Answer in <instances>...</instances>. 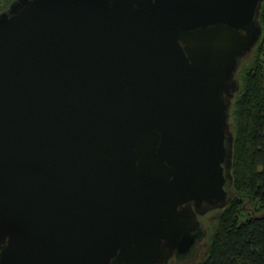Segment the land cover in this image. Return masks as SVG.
Masks as SVG:
<instances>
[{"label": "water", "instance_id": "1", "mask_svg": "<svg viewBox=\"0 0 264 264\" xmlns=\"http://www.w3.org/2000/svg\"><path fill=\"white\" fill-rule=\"evenodd\" d=\"M264 0H15L0 13V264H168L229 202L234 75Z\"/></svg>", "mask_w": 264, "mask_h": 264}, {"label": "trees", "instance_id": "2", "mask_svg": "<svg viewBox=\"0 0 264 264\" xmlns=\"http://www.w3.org/2000/svg\"><path fill=\"white\" fill-rule=\"evenodd\" d=\"M14 1L0 0V13ZM258 21L262 34L242 60L229 112L231 201L217 211L206 250L194 264H264V2Z\"/></svg>", "mask_w": 264, "mask_h": 264}, {"label": "rangeland", "instance_id": "3", "mask_svg": "<svg viewBox=\"0 0 264 264\" xmlns=\"http://www.w3.org/2000/svg\"><path fill=\"white\" fill-rule=\"evenodd\" d=\"M231 176H232V174H231ZM232 184H233V180L231 182V185L226 187V191H227L228 194H229V190L232 188ZM228 198H229V202H230L231 201V197L229 195H228ZM212 211H215V212H212ZM217 211L218 210H211L209 212H206V214H204V216H199L200 220L203 219L201 227H202V229L204 231V236H203L202 241L198 244L197 249L195 248L193 253L189 256L190 259H191V262H190L191 264L197 263L198 260L202 257L203 252L206 250V245H208V239H209V235H210V231H211L210 228H211V226L214 224V222L216 221V219L219 216V212H217ZM198 249H201V251L199 250L200 253L198 254V257L195 258Z\"/></svg>", "mask_w": 264, "mask_h": 264}, {"label": "flooded vegetation", "instance_id": "4", "mask_svg": "<svg viewBox=\"0 0 264 264\" xmlns=\"http://www.w3.org/2000/svg\"><path fill=\"white\" fill-rule=\"evenodd\" d=\"M252 49H253V48H252ZM251 51H252V50H251ZM251 51H250L248 54H250ZM246 56H247V54H246V55L240 60V62H239V64H238V67H237V69H236V73H235V75H234V80L237 82L238 86H237V90H236V92H235L234 95H233V99L235 98V96H236V94H237V92H238V90H239V85H240V84H239V79L236 78V76H237V72L239 71V68H240V66H241L242 60H243ZM233 99H232V100H233ZM232 100H231V101H232ZM212 212H215V211H212ZM199 218H200V217L198 216V221H199L200 231H201L202 239H203L204 231H203V229H202V227H201L202 224H201ZM190 262H191L190 257H187V258L182 259V260H178V259H176V258H172V259L168 262V264H191Z\"/></svg>", "mask_w": 264, "mask_h": 264}, {"label": "bare ground", "instance_id": "5", "mask_svg": "<svg viewBox=\"0 0 264 264\" xmlns=\"http://www.w3.org/2000/svg\"><path fill=\"white\" fill-rule=\"evenodd\" d=\"M226 187H228V184L225 185V187H224L225 190H226ZM201 241H202V239L197 243V245H196V247H195L196 249H197L198 244H199Z\"/></svg>", "mask_w": 264, "mask_h": 264}]
</instances>
